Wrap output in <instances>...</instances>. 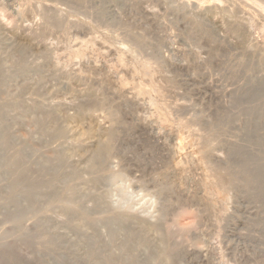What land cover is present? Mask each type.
Instances as JSON below:
<instances>
[{
  "label": "rangeland",
  "instance_id": "1",
  "mask_svg": "<svg viewBox=\"0 0 264 264\" xmlns=\"http://www.w3.org/2000/svg\"><path fill=\"white\" fill-rule=\"evenodd\" d=\"M220 1L0 0V109L4 108L0 110L3 114L0 115L3 123L0 126V236L8 234L0 238V264H7L3 254L9 248H12L9 257L24 264H102L111 256L120 260V264H264V130H260L264 128V121L260 120L264 116V0ZM226 20L229 22L225 23ZM18 47L26 52L18 54ZM19 61L25 66L20 67ZM144 71L148 73L146 76ZM150 96L158 103L152 104ZM250 97L257 100L251 102L253 106L248 103ZM86 100L89 102L85 106ZM251 107L255 110H249ZM112 110L118 114L114 117L119 122L113 121L117 125L109 120ZM53 113L60 123L58 126L68 129L67 143L64 137L51 136L54 122L49 116ZM258 117L262 127L256 125L258 130H255L252 127ZM180 119L184 121L178 122ZM109 127L112 132L117 129L116 141L113 140L111 152L102 162L105 164L91 168L89 153ZM212 134L218 139L213 137L216 145L208 152L204 135ZM72 137L87 140L79 146ZM51 140L53 143L57 140L56 145ZM8 151L14 152L12 158L11 154L7 156ZM16 151L25 156L30 178L33 174L35 181L43 183L61 178V185L58 183L54 189H38L32 212L29 202L21 195L12 198L8 194L13 178L8 162L19 157ZM61 152L67 153L65 168V162L62 166L54 157ZM28 159L36 160L34 165ZM183 164H189L184 165L187 171ZM198 166L202 168L200 171ZM215 171H224L235 181L218 192L208 185V178L212 180ZM74 173L78 180L71 176L67 179ZM22 186L21 190L29 188L28 183ZM24 205H28L31 214ZM20 207L30 217L23 216L24 220L17 225L14 219ZM82 214L88 215L90 221L83 220ZM109 214L124 215L131 223L110 226ZM37 218L48 220L41 221V227L36 225L39 220L33 223ZM180 221L187 225H183L186 229L182 224V229L176 227ZM144 224L160 227L146 235L140 230ZM31 226H36V230ZM34 236L38 238L35 240ZM2 238L10 242L3 239L4 243L8 242L5 245ZM33 239L45 244L40 241L43 245L38 246ZM171 243L173 246L169 248ZM164 245L168 246L166 250ZM52 249L56 252H51ZM163 249L164 253L160 254L167 260L162 262L157 257L152 260Z\"/></svg>",
  "mask_w": 264,
  "mask_h": 264
},
{
  "label": "bare ground",
  "instance_id": "2",
  "mask_svg": "<svg viewBox=\"0 0 264 264\" xmlns=\"http://www.w3.org/2000/svg\"><path fill=\"white\" fill-rule=\"evenodd\" d=\"M213 1H214V0H213ZM221 1H222V0H221ZM221 1H220V2H221ZM225 1H226V0H225ZM81 2H82V0H81ZM156 2H157V0H156ZM217 2H218V0H217ZM230 2H231V1H230ZM242 2H243V1H242ZM245 2H246V1H245ZM160 3H161V2H160ZM214 3H215V2H214ZM218 3H219V2H218ZM221 3H222V2H221ZM237 3H238V2H237ZM82 4H83V3H82ZM155 4H156V3H155ZM223 4H225V3H223ZM247 4H248V2H247ZM143 5H144V4H143ZM214 5H215V4H214ZM228 5H229V4H228ZM220 6H221V5H220ZM235 6H236V5H235ZM39 7H40V6H39ZM149 7H150V6H149ZM197 8H198V7H197ZM218 8H219V7H218ZM223 8H224V7H223ZM262 8H263V7H262ZM33 9H34V7H33ZM163 9H164V8H163ZM202 9H203V8H202ZM220 9H221V8H220ZM225 9H227V8H225ZM207 11H208V10H207ZM241 12H242V11H241ZM254 12H255V11H254ZM256 12H257V11H256ZM263 12H264V11H263ZM44 13H45V12H44ZM220 13H221V12H220ZM159 14H160V13H159ZM215 14H216V13H215ZM254 14H255V13H254ZM43 15H44V14H43ZM212 15H213V14H212ZM217 15H218V14H217ZM44 16H45V15H44ZM263 16H264V15H263ZM46 17H47V16H46ZM46 17H45V18H46ZM202 17H203V16H202ZM204 18H205V17H204ZM214 19H215V18H214ZM48 20H49V18H48ZM51 20H52V19H51ZM56 20H57V19H56ZM222 20H224V19H222ZM222 20H221V21H222ZM219 21H220V20H219ZM251 21H252V20H251ZM251 21H250V22H251ZM228 22H229V21L226 20L225 23H228ZM231 22H232V21H231ZM50 23H51V21H50ZM52 23H53V22H52ZM52 23H51V24H52ZM225 23H224V24H225ZM253 23H254V22H253ZM44 24H45V23H43V25H44ZM221 24H222V23H221ZM224 24H223V25H224ZM6 25H7V24H6ZM46 25H47V24H46ZM217 25H218V24H217ZM227 25L230 26V24H227ZM253 25H254V24H253ZM262 25H263V24H262ZM52 26H53V25H52ZM225 26H226V25H225ZM229 26H228V27L226 26V27L229 28ZM240 26H241V24H240ZM42 27H43V26H42ZM53 27H54V26H53ZM237 27H238V26H237ZM237 27H236V28L234 27V28H235L234 31L237 29ZM241 27H242V26H241ZM238 28L240 29V27H238ZM242 28H244V29L246 30L245 27H242ZM253 28H254V27H253ZM61 29H62V28H61ZM229 29H230V28H229ZM254 29H255V28H254ZM130 30H131V29H130ZM240 30H241V29H240ZM240 30H239V31H240ZM242 30H243V29H242ZM43 31H44V30H43ZM51 31H52V30H51ZM64 31H65V30H64ZM64 31H63V32H64ZM126 31H127V30H126ZM128 31H129V30H128ZM234 31L232 32V34L234 33ZM237 31H238V29H237ZM237 31H236V35H237V33L239 34V32H237ZM258 31H259V30H258ZM197 32H198V31H197ZM213 32H214V31H213ZM122 33H123V32H122ZM126 33H127V32H126ZM133 34H134V33H133ZM234 34H235V33H234ZM240 35H241V34H240ZM237 36H238V35H237ZM243 36H244V35H243ZM62 37H63V36H62ZM64 37H65V36H64ZM66 37H67V36H66ZM241 37H242V36H241ZM243 38H244V37H242V39H243ZM192 39H193V38H192ZM236 39H237V38H236ZM61 40H63V39H61ZM123 41H124V40H123ZM126 41H127V40H126ZM239 41H240V40H239ZM124 42H125V41H124ZM241 42H242V41H241ZM117 43H118V42H117ZM64 44H66V43H64ZM143 44H144V43H143ZM143 44H142V45H143ZM128 45H129V44H128ZM20 46H21V45H20ZM130 46H131V45H130ZM144 46H145V45H144ZM144 46H143V47H144ZM127 47H128V46H127ZM22 48H23V47H22ZM22 48H21V47H20V48L18 47V49H16L18 54H22V53H25V52H26V51L24 52ZM117 50H118V49H117ZM138 50H139V49H138ZM129 51H130V50H129ZM129 51H128V52H129ZM134 51H135V50H134ZM134 51H133V52H134ZM136 51H137V50H136ZM143 51H144V50H143ZM143 51H142V52H143ZM126 52H127V51H126ZM140 52H141V51H140ZM0 54H1V53H0ZM125 54L128 55L127 53H125ZM129 54H130V52H129ZM132 54H133V53H132ZM134 54H135V52H134ZM139 54H140V53H139ZM142 54H143V53H142ZM135 55H136V54H135ZM140 55H141V54H140ZM132 56H133V55H132ZM136 56H137V55H136ZM129 57H131V55H130ZM144 57H145V56H143V58H144ZM20 58H21V56H20ZM20 58H19V59H20ZM133 58L135 59V57H133ZM138 58H139V56H138ZM140 58H141V57H140ZM146 58H147V56H146ZM144 59H145V58H144ZM153 59H154V58H153ZM128 60H129V59H128ZM123 61H124V60H123ZM19 62H21V61H19ZM22 62H23V61H22ZM22 62L20 63V67L25 66V65H23ZM124 62H125V61H124ZM132 62H133V61H132ZM136 62H137V61H136ZM138 62H139V61H138ZM138 62H137V63H138ZM141 62H142V64L144 63L142 60H140V63H141ZM125 63H126V62H125ZM24 64H25V63H24ZM129 64H130V63H129ZM138 64H139V63H138ZM140 65H141V64H140ZM143 65H145V64H143ZM146 66H147V65H146ZM153 66H154V65H153ZM254 66H255V65H254ZM147 67H148V66H147ZM148 68H149V67H148ZM150 68H152V67H150ZM16 69H17V68H16ZM145 69H146V68H145ZM150 70H151V69H150ZM150 70H149V71H150ZM254 70H255V69H254ZM152 71H153V70H152ZM144 73H145V71H144ZM155 73H156V71H155ZM162 73H163V72H162ZM252 73H253V72H252ZM254 73H255V72H254ZM146 74H148V73L146 72L144 75L146 76ZM160 74H161V73H160ZM152 75H153V74H152ZM142 76H143V75H142ZM147 76H148V79L150 80L149 75H147ZM232 76H233V75H232ZM260 76H261V75H260ZM152 77H153V76H152ZM161 77H162V76H161ZM236 77H237V76H236ZM257 77H258V76H257ZM260 78H262V77H260ZM154 79H155V76H154ZM168 79H170V78H168ZM149 80H148V81H149ZM156 80H157V79H156ZM262 80H263V78H262ZM0 81H2V80H0ZM157 82H158V81H157ZM168 82H169V81H168ZM262 82H264V81H262ZM144 83H145V81H144ZM147 83L149 84V82H147ZM152 83H153V82H152ZM170 83H171V81H170ZM246 83H247V82H246ZM249 83H250V82H249ZM0 84H1V83H0ZM148 84H147V85H148ZM163 84H164V83H163ZM138 85H140V84H138ZM138 85H137V86H138ZM152 85H153V84H152ZM159 85L161 86V84H159ZM165 85H166V84H165ZM165 85H164V86H165ZM122 86H123V85H122ZM144 86H145V84H144ZM253 86H255V85L253 84ZM256 86H257V85H256ZM145 87H146V86H145ZM149 87H150V86H149ZM151 87H152V86H151ZM153 87H154V86H153ZM161 87H162V86H161ZM257 87H258V89H260L259 86H257ZM257 87H255V88H256V91L258 90ZM80 88H81V87H80ZM88 88H89V87H88ZM156 88H157V87H156ZM167 88H168V87H166V89H167ZM170 88H171V87H170ZM173 88H174V87H173ZM90 89H92V88H90ZM137 89H138V87H137ZM157 89H158V88H157ZM245 89H246V88H245ZM133 90H134V89H133ZM141 90H143V89H141ZM154 90H155V89H154ZM158 90H159V89H158ZM162 90H163V89H162ZM162 90H161V92H160L161 94H162ZM80 91H82V89H81ZM91 91H92V90H91ZM91 91H90V92H91ZM135 91H136V90H135ZM137 91H138V90H137ZM146 91H147V90H146ZM256 91H255V93H259V92H256ZM88 92H89V91H88ZM138 92H139V91H138ZM148 92L152 94V92H150V90H148ZM148 92H147V93H148ZM154 92H155V91H154ZM241 92H242V91H241ZM149 93H148V94H149ZM81 94H82V93H81ZM85 94H86V93H85ZM90 94H91V93H90ZM142 94H143V93H142ZM172 94H173V93H172ZM83 95H84V93H83ZM144 95H146V94H144ZM156 95H157V94H156ZM167 95H169V94H167ZM254 95H255V94H254ZM254 95L251 93V96H254ZM256 95H257V94H256ZM70 96H71V95H70ZM86 96H87V95H86ZM153 96H154V94H153ZM161 96L164 97L165 94H164V96H163V95H161ZM260 96H261V95L258 94V97H260ZM71 97H72V96H71ZM78 97H79V96H78ZM80 97H81V96H80ZM87 97H88V96H87ZM147 97H148V96H147ZM162 97H161V99H162ZM165 97H166V96H165ZM165 97H164L163 99H165ZM169 97H170V96H169ZM245 97H246V96H245ZM248 97H249V96H248ZM258 97H257V98H258ZM263 97H264V95H263ZM88 98L90 99V97H88ZM150 98H151L150 101H152V104H153V103L155 104L156 101L154 102V101L152 100V97H151V96L149 97V99H150ZM250 98H251L252 100L248 102L249 104H251L252 101H257L256 99L253 100L255 97H253V98L250 97ZM261 98H262V97H261ZM72 99H73V98H72ZM74 99H76V98L74 97ZM92 99H94L93 96H92ZM92 99H91V100H92ZM146 99H147V98H146ZM248 99H249V98H248ZM262 99H263V98H262ZM84 100H85V99H84ZM95 100H96V99H95ZM95 100H94V101H95ZM106 100H107V99H106ZM155 100H156V99H155ZM240 100H241V99H240ZM243 100H244V99H243ZM258 100H260V98H258ZM87 101H88V100H86L85 106L87 105ZM169 101L171 102L170 99H169ZM236 101H237V100H236ZM245 101H246V100H245ZM54 102H55V101H54ZM73 102H74V101H73ZM88 102H89V101H88ZM90 102H91V101H90ZM98 102H99V101H97L96 103H98ZM102 102H103V101H102ZM106 102H107V101H106ZM161 102H162V101H161ZM163 102H164V101H163ZM166 102H167V99H166ZM166 102H165V103H166ZM238 102H239V101H238ZM241 102H242V101H241ZM261 102L263 103V101H261ZM1 103H3V102H1ZM79 103H80V102H79ZM104 103H105V102H104ZM157 103H158V102H157ZM157 103H156V104H157ZM165 103H164V104H165ZM236 103H237V102H236ZM262 103H260V104H262ZM5 104H6V103H5ZM7 104L9 105V103H7ZM41 104H42V103H41ZM73 104H76V103H73ZM106 104H107V103H106ZM159 104H160V103H159ZM249 104H248V105H249ZM56 105H57V104H56ZM235 105H236V104H235ZM238 105H241V104H238ZM251 105H252V104H251ZM258 105H259V104H258ZM40 106H41V105H40ZM76 106H77V105H76ZM109 106H110V105H109ZM163 106L165 107V105H163ZM166 106H167V105H166ZM249 106H250V105H249ZM249 106H248V107H249ZM252 106H253V105H252ZM261 106H262V105H261ZM261 106H259V107H261ZM0 107H1V106H0ZM2 107H3V106H2ZM79 107H80V106H79ZM238 107H239V106H238ZM9 108H10V105H9ZM114 108H115V107H114ZM169 108H170V107H169ZM245 108H246V107H245ZM262 108H264V107L262 106ZM3 109H4V108H3ZM3 109L1 108L0 110H3ZM6 109H8V106H7ZM6 109H5V110H6ZM48 109H50V108H48ZM51 109H52V108H51ZM51 109H50V110H51ZM110 109H111V108H110ZM154 109H155V108H154ZM165 109H166V108H165ZM171 109H172V108H171ZM174 109H176V108H174ZM238 109H239V108H238ZM251 109L255 110L254 107H253V108L251 107L249 110H251ZM256 109H257V108H256ZM5 110H4V111H5ZM80 110H82V108H81ZM88 110H89V109H88ZM241 110H242V109H241ZM253 110H251V111H253ZM244 111H245V110H244ZM251 111H250V112H251ZM47 112H48V111H47ZM110 112H111V111H110ZM116 112H117V111H116ZM162 112H163V111H162ZM1 113H2V111H0V115H1ZM44 113H45V112H44ZM57 113H59V112H57ZM112 113H113V110H112ZM112 113H110L109 115L112 116ZM245 113H246V112H245ZM251 113H252V112H251ZM251 113H249V114H251ZM51 114H52V113H51ZM51 114H50L49 117H50V119H52L53 122H54V124H53V125H54V126H53V128H54L53 134H54V135L52 134L51 136H55V137H56L55 139H61V137H64V140H66V143H67L68 140H67V138H65V136H66V137L69 136V135H67V132H68V129H66L67 127H66L65 125H64V127H66V128H63V127H61L60 125L58 126V124H60V123L58 122V119L56 118V117H57L56 114H55V113H53V115H51ZM114 114H115V111H114V113H113L112 118H113L114 116L118 117V114H117V113H116L117 115H116V114L114 115ZM2 115H3V114H2ZM2 115H1V116H2ZM46 115H47V114H46ZM83 115H84V114H83ZM1 116H0V117H1ZM79 116H80V115H79ZM173 116H174V115H173ZM177 116H178V115H177ZM246 116H248L247 113H246ZM252 116H253V115H252ZM46 117H48V115H47ZM49 117H48V118H49ZM83 117H84V116H83ZM90 117H91V116H90ZM109 117H110V116H109ZM116 117H114L113 120H112V118L110 117L111 119H109V120L112 121V125H113V123H114L113 121H114L115 119L118 120ZM169 117H170V116H169ZM263 117H264V116H263V114H262V117H260V118H261L260 120H262V122L264 121V120H263ZM92 118H93V117H92ZM120 118H121V117H120ZM248 118H249V117H248ZM253 118H254V117H252V119H253ZM1 119H2V118H1ZM1 119H0V120H1ZM46 119H47V118H46ZM55 119H56L57 121H56ZM88 119H89V118H88ZM245 119H246V118H245ZM4 120H6V119H4ZM4 120H2V121H4ZM48 120H49V119H48ZM48 120H47V121H48ZM82 120H83V119H82ZM120 120H122V119H120ZM173 120H174V119H173ZM176 120H177V119H176ZM256 120H257V121L254 122V123H255L254 126H253V122H251L252 125H251V124H250V125L253 126L252 128H255L256 125L259 126V124L262 123V122L259 120V117H258V119H256ZM39 121H40V120H39ZM39 121H38V122H39ZM60 121H61V120H60ZM168 121H169V120H168ZM179 121L182 122V121H184V120H181V119H180V120H178V122H179ZM249 121H250V120H249ZM252 121H253V120H252ZM259 121H260V123H259ZM50 122H51V121H49V124H50ZM57 122H58V123H57ZM109 122H110V121H109ZM116 122H119V120L116 121ZM116 122L114 123V125H117ZM181 122H180V123H181ZM239 122H240V121H239ZM246 122H247V120H246ZM256 122H257V124H256ZM0 123H1V122H0ZM5 123H6V122H5ZM47 123H48V122H47ZM56 123H57V124H56ZM234 123H235V122H234ZM2 124H3V123H1L0 126H2ZM61 124H62V123H61ZM121 124H124V122H123V123L121 122ZM121 124H120V126H121ZM177 124H178V123H177ZM183 124L185 125V124H188V123H182V125H183ZM189 124H191V123H189ZM226 124H227V123H226ZM246 124H247V123H246ZM248 124H249V122H248ZM38 125H39V124H38ZM47 125H48V124H47ZM112 125H111V126H112ZM118 125H119V123H118ZM184 125H183V126H184ZM242 125H243V124H242ZM261 125H262V124H260V126H261ZM5 126H6V125H5ZM108 126H109V125H108ZM179 126H180V124H179ZM183 126H181V128H182ZM185 126H188V125H185ZM185 126H184V127H185ZM192 126H193V125H192ZM194 126H195V125H194ZM245 126H246V125H245ZM247 126H249V125H247ZM257 126H256V127H257ZM47 127H48V126H47ZM47 127H46V128H47ZM106 127H107V126H106ZM261 127H262V126H261ZM263 127H264V126H263ZM39 128H40V127H39ZM49 128H50V127H49ZM68 128H69V127H68ZM98 128H100V127H98ZM109 128H111V129H109ZM109 128H108L109 130H105V131L103 132L104 137H102L101 134H100L102 140L99 139V138H100V136H99V137L97 138V140H96L97 142L94 141V142L96 143V146L94 145L95 147H94V149H92L91 153H89V157H88L89 166H90L91 168H95V167L98 166L99 164H105V163H102V162H105V161H104L105 157L107 156V154L109 155L110 152H111V151H110V150L112 149V148H111V145H112L113 140H115V139H114V135H115V133L117 132V129L115 130L116 132L113 131V132H114V133H113V132L111 131V130H112V127H109ZM114 128H116V126H115ZM117 128H118V127H117ZM120 128H121V127H120ZM170 128H171V127H170ZM172 128H173V127H172ZM174 128H175V127H174ZM178 128H179V127H178ZM192 128H193V127H192ZM192 128H191V130H192ZM197 128H198V127H197ZM258 128H259V127H258ZM90 129H91V128H90ZM96 129H97V128H96ZM195 129H196V128L194 127V130H195ZM216 129H217V128H216ZM232 129H233V128H232ZM259 129H260V128H259ZM2 130H3V129H2ZM47 130H48V129H47ZM47 130H46V131H47ZM71 130H72V129H71ZM87 130H88V129H87ZM93 130H94V129H93ZM97 130H98V129H97ZM113 130H114V129H113ZM178 130H179V129H178ZM184 130H190V128H189V129H188V128H187V129L184 128ZM184 130H183V131H184ZM191 130H190V132H191ZM194 130H193V132H195ZM246 130H248V129H246ZM250 130H251V128H250ZM255 130H258V129L255 128ZM260 130H264V128H263V129H260ZM260 130H259V131H260ZM88 131H90V130H88ZM91 131H92V130H91ZM196 131H198V130H196ZM201 131H202V130H201ZM204 131H206V130H204ZM252 131H254V129H253ZM259 131H258V132H259ZM75 132H76V131H75ZM98 132H99V131H98ZM101 132H102V130H101ZM176 132H177V131H176ZM176 132H175V133H176ZM185 132H186V131H185ZM193 132H192V133H193ZM213 132H214V131H213ZM222 132H223V131H222ZM250 132H251V131H250ZM70 133H71V132H70ZM95 133H97V132H95ZM167 133H168V132H167ZM167 133H166V134H167ZM178 133H179V132H178ZM195 133H197V132H195ZM202 133H203V132H202ZM211 133H212V132H211ZM215 133L218 134V135H220V134H219V131H217V132L215 131ZM215 133H214V134H215ZM246 133H247V132H246ZM251 133H252V132H251ZM263 133H264V132H263ZM0 134H1V133H0ZM47 134H48V133H47ZM50 134H51V133H50ZM68 134H69V132H68ZM117 134H118V132H117ZM117 134H116L115 136H117ZM169 134H170V133H169ZM169 134H168V135H169ZM182 134H183V133H182ZM187 134H189V132H188ZM200 134H201V133H200ZM205 134H206V133H205ZM209 134H210V133H209ZM209 134H208V135H209ZM254 134H255V133H254ZM5 135H6V133H5ZM180 135H181V134H180ZM184 135H185V134H184ZM184 135H183V136H184ZM208 135H206V136L204 135V137H206V138H205V143H206V146H207V147L205 148L203 145H202V147H204L205 149H207L208 152H209V151H212V149H213V147H214V144H215L213 141H215V140H213V137H214L213 134L211 135L212 137L209 136L210 138L207 137ZM218 135H217V136H218ZM221 135H222V133H221ZM221 135H220V136H221ZM244 135H245V134H244ZM252 135H253V133H252ZM49 136H50V135H49ZM80 136H81V135H80ZM80 136H79V137H80ZM86 136H88V135H86ZM86 136H85V137H86ZM94 136H95V135H94ZM186 136H187V135H186ZM190 136H191V134H190ZM195 136H196V134H195ZM195 136H194V137H195ZM223 136H224V135H223ZM58 137H60V138H58ZM180 137H181V136H180ZM201 137H202V136L199 135V138H201ZM215 137H216V136H215ZM215 137H214V139H215ZM72 138H73V137H72ZM93 138H94V137H93ZM103 138H104V139H103ZM171 138H172V137H171ZM219 138H220V137H219ZM260 138H263V137L260 136ZM260 138H259V140H260ZM3 139L6 140L7 138L4 136ZM53 139H54V138H53ZM73 139H74V138H73ZM181 139H182V137L180 138V141H182V142L185 141V140L183 141V140H181ZM216 139H218V138L216 137ZM250 139H251V137H250ZM256 139H258V138L256 137ZM263 139H264V138H263ZM64 140L62 141V142H63L62 144H64ZM74 140H75V141H73V142H74L75 144H78V145L80 146V145H82L83 143H85V141H86L87 139L82 138V139H77V140L74 139ZM92 140H93V139H92ZM92 140H90V141H92ZM94 140H95V139H94ZM160 140H161V139H160ZM186 140H187V139H186ZM199 140H200V141L203 140L202 142H204V139H199ZM212 140H213V141H212ZM219 140H220V139H219ZM219 140H218V141H219ZM252 140H253V138L251 139V141H252ZM53 141H54V140H53ZM53 141L51 140L50 142L53 143ZM56 141H57V140H56ZM56 141H55V142H56ZM58 141H59V140H58ZM115 141H116V140H115ZM188 141H190V140L188 139ZM206 141H207V142H206ZM238 141H239V140H238ZM243 141H244V140H243ZM251 141H250V142H251ZM253 141H254V140H253ZM253 141H252V142H253ZM261 141H262V140H260V142H261ZM55 142H54V143H55ZM88 142H89V141H88ZM94 142H93V143H94ZM182 142H181L180 144H183V145H184V143H182ZM190 142H191V141H190ZM195 142H196V140H195ZM195 142H192V144L195 143ZM233 142H234V140H233ZM254 142H255V141H254ZM257 142H258V140H257ZM54 143H53V144H54ZM60 143H61V142H60ZM60 143H59V144H60ZM69 143H70V142H69ZM71 143H72V142H71ZM74 143H73V144H74ZM86 143H87V142H86ZM205 143H204V145H205ZM258 143H259V142H258ZM258 143H257V144H254V145H258ZM261 143L263 144V142H261ZM261 143H259V144H261ZM1 144H2V143H1ZM62 144H60L59 147L62 148V147H63ZM90 144H91V143H90ZM113 144H114V143H113ZM188 144H189V143H188ZM196 144H197V143H195V146H196ZM200 144H201V142H200ZM235 144H237V143H235ZM54 145H56V143H55ZM84 145H85V144H84ZM177 145H178V143H177ZM215 145H216V144H215ZM6 146L8 147V145H6ZM6 146H5V147H6ZM71 146H72V144H71ZM74 146H75V145H74ZM190 146H191V144H190ZM193 146H194V145H193ZM197 146H199V144H198ZM218 146H219V145H218ZM223 146H224V145H223ZM236 146H237V145H235V147H236ZM52 147H54V146H52ZM59 147H57L58 150H60V151L63 150V149H59ZM69 147H70V144H69L66 148L68 149ZM182 147H183V146H182ZM182 147H181V149H183ZM185 147H186V146H185ZM185 147H184V148H185ZM188 147H189V145H188ZM219 147H220V146H219ZM229 147H230V145H229ZM231 147H234V146H231ZM242 147H243V145H242ZM10 148H11V147H10ZM64 148H65V147H64ZM76 148H77V147H76ZM186 148H187V147H186ZM195 148H197V147H195ZM195 148H194V149H195ZM215 148H217V146H216ZM222 148H223V147H222ZM222 148H220V149H222ZM224 148H225V147H224ZM224 148H223L222 150H224ZM236 148H237V147H236ZM1 149H2V148H1ZM4 149H5V148H4ZM55 149H56V147H55ZM232 149H235V148H232ZM260 149H261V148H260ZM7 150H8V149H7ZM7 150H6V151H7ZM13 150H14V149H13ZM53 150H54V149H53ZM58 150H57V151H58ZM75 150H76V149H75ZM171 150H172V149H171ZM185 150H186V149H185ZM237 150H238V149H237ZM239 150H240V149H239ZM239 150H238V152H239ZM255 150H256V149H255ZM14 151H15V150H14ZM19 151H20V154H21V150H19ZM19 151H18V152H19ZM47 151H48V150H47ZM49 151H51V150H49ZM63 151H65V150H63ZM63 151H62V152H63ZM174 151H175V150H174ZM181 151H182V150H181ZM183 151H184V150H183ZM196 151H197V149H196ZM204 151H205V150H204ZM214 151H216V149H214ZM259 151H260V150H259ZM259 151H258V152H259ZM62 152H61V154H62ZM216 152H217V151H216ZM221 152H222V151H221ZM230 152H231V151H229V153H230ZM235 152H236V151H235ZM253 152H254V150H253ZM8 153H9V151H8ZM16 153H17V151H16ZM24 153H25V152H24ZM35 153H36V152H35ZM53 153H54V152H53ZM63 153H64V152H63ZM158 153H159V152H158ZM171 153H172V152H171ZM175 153H176V151H175ZM183 153H185V152H183ZM192 153H193V152H192ZM203 153H204V152H203ZM211 153H212V152H211ZM211 153H210L209 155H211ZM214 153H215V152H214ZM218 153H219V152H218ZM233 153H234V151H233ZM243 153H244V152H243ZM250 153H251V152H250ZM6 154H7V153H6ZM6 154H5V155H6ZM10 154H11V152H10L9 155H7V156L9 157ZM13 154H14V152H13ZM13 154H11V155H12V156H10L11 158L13 157ZM17 154H18V153H17ZM61 154L58 155V156L56 155V156H54V157L56 158L55 160L59 162L58 164L62 163V166H63V163L65 162L66 158H68V157H65L67 153L64 154V155H63V154L61 155ZM68 154H69V153H68ZM173 154H174V153H173ZM190 154H191V153H190ZM198 154H200V153H198ZM198 154H197V155H198ZM238 154H239V153H238ZM252 154L254 155V153H252ZM18 155H19V154H18ZM50 155H52V154H50ZM179 155H180V154H179ZM213 155H215V154H213ZM220 155H222V154H220ZM245 155H246V154H245ZM253 155L250 154L249 156H250V157H251V156L253 157ZM27 156H28V155H27ZM33 156H34V155H33ZM33 156H30V157L32 158ZM184 156H186V155L184 154ZM195 156H196V153H195ZM211 156H212V155H211ZM224 156H225V155H224ZM227 156H228V155H227ZM241 156H243V155H241ZM249 156L247 155V158H248ZM14 157H15V156H14ZM24 157H25V156H24ZM24 157H23V155H21V156L19 155V157L15 158V160H13L12 162L9 161V162H11L10 164H9V162H8V165H9V171H10V173L12 174V175H10V176H13L12 181H11V182L9 181V182H10V183H9L10 187H9V192H8V194H9L12 198H13V197L16 198V197H18V196L21 195V197H22L23 199H25L26 202H27V201L29 202V206H30V210H31L30 212H32V210L35 209V208H34V204L36 203V202H35V199H36V198H35V193L38 192V189H39V190H42V189H40V188H42V187H47V188H50V189H51V188L54 189V188H56V185H57L58 183H59V184L61 183V178H60V177H54L52 180H48L46 183L40 182L39 180L35 181L36 179L33 178V176H32L33 174L31 175L32 178H30V171H29V168H27L26 165H25L26 160H25V162H24ZM107 157H108V156H107ZM180 157H181V156H180ZM196 157H197V156H196ZM202 157H203V155H202ZM202 157H201V158H202ZM208 157H210V156H208ZM233 157H234V156H233ZM27 158H28V157H27ZM31 158H30V159H31ZM52 158H53V157H52ZM74 158H75V157H74ZM175 158H176V157H175ZM260 158H261V157H260ZM25 159H26V158H25ZM30 159H28V160H30ZM32 159H33V158H32ZM168 159H169V158H168ZM180 159H182V158H180ZM183 159H184V158H183ZM183 159H182V161H185V160H183ZM190 159H191V157H190ZM204 159H205V158H204ZM204 159H203V160H204ZM209 159H210V158H209ZM213 159H214V158H213ZM248 159H249V158H248ZM254 159H255V158H254ZM178 160H179V159H178ZM250 160H251V158H250ZM30 161H31V160H30ZM34 161H36V160H34ZM34 161H33V160L31 161L33 165H34ZM38 161H39V160H38ZM40 161H41V160H40ZM40 161H39V162H40ZM44 161H45V160H44ZM46 161H47V160H46ZM192 161H193V160H192ZM209 161H210V160H208V163H209ZM53 162H54V161H53ZM53 162H52V163H53ZM174 162H175V161H174ZM180 162H181V161H180ZM189 162H190V161H189ZM26 163H27V162H26ZM44 163H45V162H44ZM47 163H48V162H47ZM198 163H199V162H198ZM251 163H252V162H251ZM53 164H54V163H53ZM58 164H57V165H58ZM177 164H178V162H177ZM181 164H182V163H181ZM189 164H190V163H189ZM189 164H188V165L183 164V166L186 165V167H187V166H189ZM191 164H192V163H191ZM194 164H196V162H195ZM248 164H249V163H248ZM248 164H247V165H248ZM49 165H50V161H49ZM54 165H55V164H54ZM65 165H67V162L64 163V168L67 167V166H65ZM175 165H176V162H175ZM175 165H174V166H175ZM179 165H180V164H179ZM200 165H201V164H200ZM243 165H244V164H243ZM28 166H29V165H28ZM42 166H45V164L42 165ZM58 166H59V165H58ZM62 166L60 165V168H61V169H64ZM160 166H161V165H160ZM183 166H182V167H183ZM206 166H207V165H206ZM206 166H205V167H206ZM175 167H176V166H175ZM175 167H174V168H175ZM180 167H181V166H180ZM180 167H179V169L182 170L183 168H180ZM184 167H185V166H184ZM186 167H185V170L187 171ZM190 167H191V166H190ZM212 167H213V165H212ZM246 167H247V166H246ZM51 168H52V167H51ZM53 168H54V167H53ZM200 168H201V166H200ZM200 168H199V166H198L199 171H200ZM207 168H208V167H207ZM214 168H215V167H214ZM219 168H220V167H219ZM219 168H217V170H219ZM238 168H239V167H238ZM32 169H33V168H32ZM48 169H49V168H48ZM55 169H56V168H55ZM176 169H177V168H176ZM196 169H197V168H196ZM201 169H202V168H201ZM203 169H204V168H203ZM209 169H210V168H209ZM221 169H222V168H221ZM221 169H220V170H221ZM37 170H38V168H37ZM59 170H60V169H59ZM183 170H184V169H183ZM185 170H184V172H185ZM240 170H241V169H240ZM35 171H36V170H35ZM62 171H63V170H62ZM64 171H65V170H64ZM68 171H70V169H68ZM175 171H177V170H175ZM178 171H179V170H178ZM207 171H208V170H207ZM212 171H213V170H212ZM212 171H211V172H212ZM181 172H182V171H181ZM184 172H183V173H184ZM189 172H190V171H189ZM209 172H210V171H209ZM209 172H208V173H209ZM211 172H210V173H211ZM223 172H224V171H223ZM223 172H222V171H215L213 177H212V174L209 173V174L211 175V177H212V180H210V181H209V178H208V182H209L208 185H209V187H211V188H213V189H217V191H218V190H220V191H224L227 187H229V186L231 185V183L233 182L234 179H233V178L231 179V177H229L228 174L225 175ZM171 173H172V172H171ZM202 173H203V172H202ZM202 173H201V174H202ZM242 173H243V172H242ZM184 174H185V173H184ZM190 174H191V173H190ZM194 174H195V173H194ZM204 174H205V172H204ZM45 175H47V173H46ZM210 175H208V176H210ZM34 176H35V175H34ZM47 176H48V175H47ZM47 176H46V177H47ZM70 176H71V179H72V178H75V180H78V178L76 179V177H77V173H74L73 175H69V177H68V178L65 177V179H66V178L69 179ZM75 176H76V177H75ZM79 176H80V175H79ZM165 176H166V175H165ZM193 176H194V175H193ZM205 176H206V175H205ZM252 176H254V175H252ZM203 177H204V176H203V174H202V176H201V180H203V179L205 178V177H204V178H203ZM232 177H233V176H232ZM47 178H48V177H47ZM255 178H256V177H255ZM31 179L34 180V181H32ZM48 179H49V178H48ZM65 179H62V181H66ZM210 179H211V178H210ZM241 179H242V178H241ZM98 180H99V179H98ZM198 180H199V179H198ZM242 180H243V179H242ZM67 181L70 182V180H67ZM234 181H235V180H234ZM243 181H244V180H243ZM177 182H178V181H177ZM244 182H245V181H244ZM244 182H243V183H244ZM23 183H28V184H29V188H28L27 190H21V187L23 188V186H22ZM64 183H65V182H64ZM66 183H67V182H66ZM245 183H247V182H245ZM62 184H63V183H62ZM67 184H68V183H67ZM202 184H203V183H202ZM233 184H234V183H233ZM240 184H242V183H240ZM250 184H251V183H250ZM4 185H5V184H4ZM60 185H61V184H60ZM203 185H204V184H203ZM203 185H202V186H203ZM234 185H235V184H234ZM64 186H65V185H64ZM239 186H240V185H239ZM239 186H238V187H239ZM253 186H254V185H253ZM60 187H61V186H60ZM238 187H237V189H238ZM6 188H7V187H6ZM26 188H27V187H26ZM232 188H233V186H232ZM23 189H24V188H23ZM58 189H59V188H58ZM70 189H71V188H70ZM72 189H74V188H72ZM203 189H204V188H203ZM205 189H206V188H205ZM207 189H208V188H207ZM228 189H229V188H228ZM234 189H235V188H234ZM250 189H251V188H250ZM0 190H1V189H0ZM43 190H45V189H43ZM46 190H47V189H46ZM46 190H45V191H46ZM208 190H210V189H208ZM235 190H236V189H235ZM45 191H44V192H45ZM72 191H73V190H72ZM212 191H213V190H212ZM70 192H71V191H70ZM70 192H69V193H70ZM73 192H74V191H73ZM75 192H76V191H75ZM218 192H219V191H218ZM42 193H43V191H42ZM46 193H47V191H46ZM54 193H55V192H54ZM54 193H52V195H53ZM36 194H38V193H36ZM47 194H48V193H47ZM47 194H46V195H47ZM49 194L51 195V192H49ZM55 194H57V193H55ZM55 194H54V195H55ZM60 194H61V193H60ZM72 194H73V193H72ZM210 194H211V193H210ZM225 194H226V193H225ZM68 195H69V194H68ZM56 196H57V195H56ZM56 196H55V197H56ZM58 196H59V195H58ZM69 196H70V195H69ZM75 196H77V195H75ZM232 196H233V195H232ZM24 197H25V198H24ZM53 197H54V196H53ZM206 197H207V196H206ZM221 197H222V195H221ZM48 198H49V197H48ZM50 198H51V196H50ZM56 198H57V197H56ZM56 198H55L54 200H56ZM203 198H204V197H203ZM222 198H223V197H222ZM8 199H9V198H8ZM64 199H66V198H64ZM64 199H63V200H64ZM70 199H71V196H70ZM224 199H225V198H224ZM228 199H230V198H228ZM12 200H13V199H12ZM46 200H47V199H46ZM58 200H59V199H58ZM226 200H227V199H226ZM14 201H15V200H14ZM49 201H50V200H48V202H49ZM69 201H70V200H69ZM221 201H222V199H221ZM26 202H25V203H26ZM48 202H47V201L45 202L46 205H47ZM15 203H16V202H15ZM15 203H14V204H15ZM45 203H44V204H45ZM50 203H51V202H50ZM16 204H18V202H17ZM27 204H28V203H27ZM222 204H223V203H222ZM225 204H226V201H225ZM2 205H3V203H2ZM37 205H38V204H37ZM46 205H44V208H45ZM16 206H17V205H16ZM39 206H40V205H39ZM41 206H42V205H41ZM229 206H230V205H229ZM36 207H37V206H36ZM227 207H228V206H227ZM24 208H26L25 210H28V212H29V207H28V205H27V207H25V205H24ZM24 208H23V207L18 208L19 210L17 211V214L15 215V219H14V221L16 222L17 225H19V223L21 222V220H24V219H22L23 216L26 217V215H27V214L29 215V213H30V212H29V213H26V211L24 210ZM27 208H28V209H27ZM33 208H34V209H33ZM67 208L73 210V207L71 208V207L68 206ZM69 209H68V210L65 209V210H66L67 212L70 213L71 210L69 211ZM38 210H39V208H38ZM96 210H97V209H96ZM96 210H95V211H96ZM102 210H103V209H102ZM102 210H101L100 212H102ZM34 211H35V210H34ZM34 211H33V212H34ZM36 211H37V210H36ZM192 211H193V210H192ZM195 211H196V210H195ZM220 211H222V210L220 209ZM74 212H75V211H74ZM86 212H87V211H86ZM88 212H89V211H88ZM98 212H99V211H98ZM105 212H106V209H105ZM189 212H190V211H189ZM196 212H197V211H196ZM5 213H6V212H5ZM37 213H39V212H37ZM79 213H80V212H79ZM90 213H91V212H90ZM92 213H93V212H92ZM96 213H97V211H96ZM8 214H9V213H8ZM13 214H14V213H13ZM30 214H31V213H30ZM32 214H33V213H32ZM39 214H40V213H39ZM86 214H87V213H86ZM86 214H82V217H81V218H82L83 220H84V219H85V220H88V219H89V218H88V215H86ZM101 214H102V213H101ZM192 214H193V213H192ZM28 215H27V218L30 217V216H28ZM70 215H71V214H70ZM8 216H9V215H8ZM31 216H32V215H31ZM33 216H34V215H33ZM43 216H44V215H43ZM80 216H81V214H80ZM80 216H79V217H80ZM221 216H222V215H221ZM34 217H35V216H34ZM34 217H33V218H34ZM37 217L40 218V216H38V215H37ZM47 217H48V216H47ZM65 217H66V216H65ZM68 217H69V216H68ZM76 217H77V216H76ZM129 217H130V216H129ZM132 217H133V216H132ZM35 219H36V217H35ZM35 219H33V220H34L33 223H37V221L39 220V221H38L39 223H37L36 225L40 224V226H41V224H42L41 221H44L45 219L48 220L47 218H45V219L43 218V220H41V221H40V219H38V218H37V220H35ZM41 219H42V217H41ZM72 219H73V218H72ZM197 219H198V218H197ZM27 220H28V219H27ZM131 220H132V219H131ZM182 220H183V219H182ZM35 221H36V222H35ZM88 221H90V219H89ZM107 221H108V223H109L108 225H110V226H114V225H116V223H118V222H119L120 225H124V224H127V223H128V224L131 223V222H130V218H128V217H126V216H124V215H123V216H118V215H111V214H109V216L107 217ZM165 221H166V220H165ZM176 221H177V220H176ZM25 222H26V221H25ZM40 222H41V223H40ZM49 222H50V221H49ZM91 222H92V221H91ZM148 222H149V221H148ZM148 222H147V223H148ZM47 223H48V222H47ZM83 223H84V222H83ZM83 223H82V224H83ZM94 223H96V222H94ZM169 223H170V222H169ZM183 223H184V222H183ZM188 223H190V222H188ZM256 223H257V222H256ZM261 223H262V222H261ZM31 224H32V223H31ZM43 224H44V222H43ZM45 224H46V223H45ZM77 224H78V223H77ZM128 224H127V226H129ZM141 224H142V223H141ZM181 224H182V222L180 221V222H179V225H177L176 227H177V228H179V227L181 228ZM17 225H16V227H17ZM22 225H23V223H22ZM32 225H33V224H32ZM46 225L48 226V224H46ZM50 225H51V224H50ZM50 225H49V226H50ZM95 225H96V224H95ZM131 225H132V224H131ZM144 225H145V226L142 225V229H140V230H141V232H143V234L146 233V235H149V234H147V233H151V232L153 233V232L157 231V228L160 227V226H157V228H156V226H152L151 224H149V225L144 224ZM166 225H167V224H166ZM175 225H176V224H175ZM183 225H185V224H182V228L184 227V228L186 229L187 227H185V226H187V225H185V226H183ZM33 226H34V225H33ZM47 226H46V227H47ZM116 226H117V225H116ZM171 226H172V225H171ZM178 226H179V227H178ZM28 227H29V226H28ZM31 227H32V226H31ZM35 227H36V226H35ZM35 227H34V228H35ZM37 227H39V226H37ZM41 227H43V226H41ZM41 227H40V228H41ZM133 227H134V226H133ZM163 227H164V226H163ZM25 228H27V227H25ZM32 228H33V227H32ZM34 228H33V229H34ZM48 228H50V227H48ZM53 228H54V227H53ZM126 228H127V227H126ZM128 228H129V227H128ZM167 228H168V226H167ZM167 228H165V229L168 230ZM169 228L171 229V227H169ZM182 228H181V229H182ZM2 229H3V228H2ZM42 229H43V228H42ZM54 229H55V228H54ZM129 229H130V228H129ZM170 229H169V230H170ZM173 229H175V228H173ZM181 229H180V231H182ZM0 230H1V229H0ZM31 230H32V229H31ZM35 230H36V228H35ZM38 230H39V228H38ZM45 230L47 231L46 228H45ZM79 230H80V229H79ZM124 230H125V229H124ZM134 230H135V229H134ZM159 230H160V235H161V233L163 234V232H161L162 229L160 228ZM19 231H20V230H19ZM24 231H25V230H24ZM24 231H23V232H24ZM27 231H28V230H27ZM33 231H34V230H33ZM51 231H52V230H51ZM137 231H139V229H138ZM21 232H22V231H21ZM28 232H29V231H28ZM31 232H32V231H31ZM55 232H56V231H55ZM165 232H167V231H165ZM12 233H13V232H12ZM33 233H35V232H33ZM37 233H38V231H37ZM157 233H158V232H156L155 234H157ZM168 233H169V231H168ZM168 233H167V234H168ZM171 233H172V232H171ZM1 234H2V236L4 235L3 233H1ZM5 234L8 235L6 232H5ZM21 234H22V233H21ZM50 234H51V233H50ZM164 234H165V233H164ZM173 234H174V233H173ZM173 234H172V235H173ZM176 234H177V233H176ZM6 235H4L3 237H6ZM9 235H10V234H9ZM11 235H12V234H11ZM11 235H10V236H11ZM17 235H18V234H17ZM29 235H30V234H29ZM40 235H41V234H40ZM146 235H144L143 237H145ZM2 236H0V238H1ZM12 236H13V235H12ZM31 236H32V235H31ZM45 236H46V235H45ZM152 236H153V235H152ZM166 236H167V235H166ZM7 237H8V236H7ZM26 237H27V236H26ZM46 237H48V236H46ZM129 237H130V236H129ZM167 237H168V236H167ZM170 237H172V236H170ZM33 238H35V236H34ZM37 238H38V237H36L35 240H36ZM132 238H133V237H132ZM147 238H150V237H147ZM161 238H162V236L160 237V239H161ZM165 238H166V237H165ZM168 238H169V237H168ZM3 239H4V240L6 239V241H8V240H7L8 238H2V240H1L2 242H3ZM39 239H40V238H39ZM39 239H38V240H39ZM42 239H45V237L42 238ZM59 239H60V238H59ZM61 239H62V238H61ZM139 239H140V238H139ZM141 239H142V237H141ZM171 239H172V238H170V240H171ZM9 240H10V239H9ZM33 240H34V239H33ZM35 240H34V241H35ZM38 240L35 241V242H37V243H38L37 245L39 246V243H41L42 241H41V240L38 241ZM132 240H133V239H132ZM155 240H156V239H155ZM6 241H5V242H6ZM40 241H41V242H40ZM43 241H44V240H43ZM45 241H46V243H47V239H45ZM60 241H61V240H60ZM143 241H144V240H143ZM161 241H162L163 243L165 242L164 239H162ZM8 242H10V241H8ZM8 242H6V243L8 244ZM29 242H30V241H29ZM29 242H28V243H29ZM145 242H147V240H146ZM151 242H154V241H151ZM168 242H170V241H168ZM3 243H4V242H3ZM6 243H4V244L6 245ZM32 243H33V242H32ZM32 243H31V244H32ZM42 243L45 244L44 242H42ZM42 243H41V244H42ZM50 243H51V241H50ZM62 243H63V242H62ZM136 243H138V242H136ZM149 243H150V242H149ZM158 243H159V241H158ZM158 243H156V244H158ZM35 244H36V243H35ZM43 244H42V245H43ZM51 244H52V243H51ZM126 244H127V243H126ZM126 244H125V245H126ZM129 244H130V243H129ZM165 244H166V243H165ZM172 244H173V243H171V245H170L169 248H171V247L173 246ZM13 245H14V244H13ZM64 245H65V244H64ZM154 245H155V243H154ZM160 245H161V244H160ZM162 245H163V244H162ZM166 245H169V244L167 243ZM166 245L163 246V248H165V250L168 248V246H166ZM0 246H1V245H0ZM2 246H3V245H2ZM9 246H12V245L9 244ZM135 246H136V245H135ZM149 246L152 247V245H149ZM156 246H157V245H156ZM198 246H199V245H198ZM48 247H49V246H48ZM63 247H64V246H63ZM124 247H125V246H124ZM129 247H130V246H129ZM133 247H134V246H133ZM174 247H175V246H174ZM49 248H52V246H50ZM154 248H155V247H154ZM11 249H12V248L5 249L4 254H3V261H4L5 263H7V264H24L22 260L13 259V257H12L13 255H12V254L10 255V256L12 257V259L9 257V254H10V252L12 251ZM155 249H156V248H155ZM155 249H154V250H155ZM47 250H48V249H46V251H47ZM48 251H49V250H48ZM52 251H54V250L52 249L51 252H52ZM152 251H153V250H152ZM196 251H197V250H196ZM8 252H9V254H8ZM14 252H15V251H13V253H14ZM54 252H56V250H55ZM54 252H53V253H54ZM160 252H162L161 254H163V253H164V249H163V251L160 250V251L158 252V254H157V252H156V256L153 254L154 256L152 257V260H153L154 258L156 259V257H157V259H158V258L161 259L162 262H164V260H167V259H165L164 256H163V257L161 256ZM207 253H208V252H207ZM7 254H8V255H7ZM15 254H16V253H15ZM0 255H1V254H0ZM59 255H60V254H59ZM104 255H106V254H104ZM114 255H115V254H114ZM1 256H2V255H1ZM15 256H16V255H15ZM51 256H52V255H51ZM66 256H67V255H66ZM246 256H247V255H246ZM60 257H61V256H60ZM109 257H110V256H109ZM15 258H16V257H15ZM62 258H64V257L62 256ZM62 258H60V260H62ZM73 258H74V257H73ZM106 258H107V257H106ZM250 258H251V257H250ZM20 259H21V258H20ZM66 259H67V258H66ZM98 259H99V258H98ZM101 259H102V258H101ZM101 259H100V260H101ZM120 259H121V257H120ZM150 259H151V258H150ZM75 260H76V259H75ZM104 261H105V263H104ZM104 261H103L104 264H120V260L116 259V257L113 258L112 256H111V259H110V258H108V259H106V260L104 259ZM44 262H45V261H44ZM58 262H59V261H58ZM69 262H70V261H69ZM74 262H75V261H74ZM74 262H72V263H74ZM101 262H102V261H101ZM166 262H167V261H166ZM65 263H66V262H65ZM75 263H76V262H75ZM103 263H102V264H103ZM145 263H146V262H145ZM149 263H150V261H149ZM42 264H43V263H42ZM59 264H60V263H59ZM122 264H124V263L122 262ZM151 264H152V262H151Z\"/></svg>",
  "mask_w": 264,
  "mask_h": 264
}]
</instances>
